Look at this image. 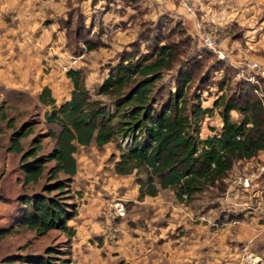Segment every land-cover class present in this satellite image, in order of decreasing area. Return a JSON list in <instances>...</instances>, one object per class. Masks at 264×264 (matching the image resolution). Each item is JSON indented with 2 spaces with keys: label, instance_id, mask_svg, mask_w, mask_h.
Returning <instances> with one entry per match:
<instances>
[{
  "label": "rangeland",
  "instance_id": "obj_1",
  "mask_svg": "<svg viewBox=\"0 0 264 264\" xmlns=\"http://www.w3.org/2000/svg\"><path fill=\"white\" fill-rule=\"evenodd\" d=\"M184 1L189 11L183 5ZM81 2L68 0L67 8L72 10L69 16L72 22L67 30L71 37L75 30H79L86 40L100 43L101 46L93 50L92 54L86 51L83 41L68 37L67 40L64 38V45L60 44L56 32L49 28L45 20L51 18V14L55 19L62 16L61 8L56 9V12L53 10L54 6H59L60 0H0V72L5 74V80H0V116L6 117L0 120V156H5L12 130L6 126L8 119L13 120L14 128L27 124V129L32 130L33 134L22 140L24 149L28 148L32 136L38 135L42 139L41 153L50 150L52 139L48 137V132L52 130L57 133L59 129L55 123L46 122L45 114L52 112L53 109L39 100L41 84L45 82H42L44 77L48 78L47 82H53L52 87L55 89L51 95L56 98V107L65 101L69 90L72 89L70 81L65 79L66 71L71 68L83 71L91 96L97 98L96 76L101 74L107 76L109 67L116 63L118 57L123 52L135 51L138 45L139 52H146L156 42L168 43L176 45L180 52L179 61L174 64L173 69L165 72L163 78L157 82V87L164 88L162 95L158 96V102L165 100L167 93L173 90L172 78L178 66L196 61L199 67L190 85V92L200 95L202 106L206 104L211 106L217 97L237 92L244 83L253 86V93L257 97L264 98V0H127L125 8L123 5L121 8V0L107 2L105 0L102 1L101 7L97 5L96 10L88 6L83 10L76 9L75 4ZM110 2L112 4L109 5ZM102 7L105 8L103 12L109 7L114 8V12H111L110 8L103 16H98ZM54 14H57V17ZM63 18H66L65 14ZM92 25H95L93 34ZM84 28L88 29V34ZM203 33L214 36L218 46L226 53V61L220 60L214 52L202 46L200 37ZM66 43L69 47L65 46ZM13 57L18 59V64L26 59L24 69L27 68L31 73L27 79L19 78L12 69L13 64L18 65L13 62ZM246 60L256 62L258 69L245 68L241 73L240 66ZM36 73L38 77L34 82L32 75L36 76ZM241 74L251 80L244 79ZM6 80L10 82L6 83ZM222 80L224 81L219 89L218 83ZM47 82L44 83L45 86L49 84ZM103 101L107 102L106 99ZM216 114L215 110L211 117L203 120V132L209 130V123L216 128L218 117ZM230 117L232 120H241V115L235 111L230 113ZM111 152H116L113 143L102 148L94 145L86 147L84 152L80 151L78 155L83 158L93 155L95 160L101 161L100 163L105 164L107 168L112 162L109 160ZM263 159L264 153H261L250 163H235L226 180V188L238 175L254 170L255 164ZM4 169L3 165L0 166V186L4 179L2 178ZM42 183L43 179L37 184L29 183L22 187L21 191L28 195L37 193ZM171 196L166 193L165 199ZM220 198L215 197L210 190L198 195L190 204L184 205L185 207L179 204L181 210L177 211V216L179 214L184 216H179V219L185 227L176 236L179 245H186V238L189 236L186 225L208 226L198 219L201 215L210 217L218 223L232 221V226L219 228L221 230L207 227L210 235L221 240V243L223 239H220V234L225 229L233 232L232 243H226L223 248L213 247L208 264H264V219L258 210L253 209L257 202L264 205V180L260 178L257 187L243 193L241 203L249 198L247 205L249 208L241 207L242 212L232 213L221 207ZM77 199L76 196L73 201L77 203ZM9 202L0 200L1 205ZM123 202L126 215L124 219L118 221H123L125 226L131 229L130 218L140 212L134 208L132 202L128 200ZM3 217L9 219L11 216L0 215V230L10 226L9 220L1 221ZM183 233L187 235L183 237ZM64 241L65 236L55 230L41 237H36L33 232L26 229L8 233L0 238V264H6L3 260L14 255L43 254L49 246L65 250ZM225 249L226 252L221 253ZM72 253L71 244V261Z\"/></svg>",
  "mask_w": 264,
  "mask_h": 264
},
{
  "label": "trees",
  "instance_id": "obj_2",
  "mask_svg": "<svg viewBox=\"0 0 264 264\" xmlns=\"http://www.w3.org/2000/svg\"><path fill=\"white\" fill-rule=\"evenodd\" d=\"M75 7L80 9L78 5ZM71 11L68 9L66 18L57 21L66 40L69 37L83 41L89 52L97 50L101 44L86 40L79 30L71 37L67 30L72 22ZM84 30L88 34V29ZM159 43L152 44L146 52H139V45L133 52H123L96 89L97 98L86 88L81 69L66 71L72 90L68 100L58 107L50 89L42 88L40 102L54 110L45 114L46 122L55 123L59 129L57 133L48 132L52 146L47 153H41L42 139L38 135H33L24 149L22 140L32 135V130L27 129V124L14 128L12 119L6 121V126L12 129L7 150L19 156L23 188L41 179L43 183L39 192L17 197L20 211L13 224L0 230V238L22 229L36 237L55 230L65 236V250L49 246L43 254L14 255L3 263L71 264L75 230L67 223L77 215L73 199L79 193L72 190L71 183L76 174L74 154L78 146L93 143L102 148L113 143L117 151L110 156L115 158L113 171L121 176H134L138 199L170 189L176 201L185 205L205 191L211 190L220 198L235 163H250L264 153V98L257 97L248 83L204 107L200 95L190 92L198 61L183 63L172 78L173 90L158 102L164 88L157 87V82L173 69L180 56L176 45ZM223 81L218 83L219 89ZM215 110L221 121L220 129L210 127L214 133L201 138V122ZM233 111L241 115L239 122L231 120ZM5 118L0 116V120ZM0 200L10 201L2 196Z\"/></svg>",
  "mask_w": 264,
  "mask_h": 264
},
{
  "label": "crops",
  "instance_id": "obj_3",
  "mask_svg": "<svg viewBox=\"0 0 264 264\" xmlns=\"http://www.w3.org/2000/svg\"><path fill=\"white\" fill-rule=\"evenodd\" d=\"M102 1L105 0H99L96 3H93L92 0H83L80 4L75 5H78L82 10L87 6L92 9L94 6L102 4ZM126 1L121 0V8L122 5L125 8ZM67 4L68 0H60L59 6L53 7L55 12L57 11L56 9L61 8L60 14L62 16L58 17V19L64 17L68 10ZM54 15L57 17V14ZM50 17L45 21L48 22L49 28L56 32L60 44L64 45L65 36L64 32L58 27V19H55L52 14ZM92 53L93 51L89 52V54ZM27 58V62H29V57ZM13 62L18 64L19 61L13 57ZM24 63H26V59L23 60V63L13 64L11 67L19 78L27 79L26 77L31 75V73L27 68L24 69L26 67ZM63 67L66 68V66ZM4 77L5 74L0 72L1 81L5 80ZM32 77L34 82L37 81V73L36 76L33 74ZM105 77L102 74L96 76V87L101 84ZM47 79L44 77L42 82L45 81L44 83H46ZM65 79L68 80L67 77ZM9 82V80H6V83ZM44 83L41 84V89L48 87L52 93L55 89L53 88L54 86L52 87L53 82H47L49 83L47 86ZM85 86L86 88L88 87L86 76ZM71 90L69 91L71 92ZM70 92L65 101L68 100ZM52 97L56 99L54 96ZM204 107H210V105L206 104ZM207 118L205 117L203 120ZM218 118L215 131H218L221 126V121ZM232 121L239 122V120ZM202 122L200 137L205 138L214 132L210 129L203 132ZM208 125L213 127L210 123ZM92 145L96 146L93 143L89 146H78L77 152L74 154L77 167L71 188L74 192L79 193V197L77 196V215L67 223L75 230V235L71 242L73 251L71 264H112L115 262L119 264L121 262L122 264H196L197 262L208 264L213 254V247L223 248L226 243L233 242V232L230 229H223L224 232L220 234V239H223L222 243H224L221 245V240L210 235L207 229L208 226L195 224L186 225L189 236L186 238V245L180 246L176 236L185 227L182 226V221L179 219V216H184L182 214L177 216V211L181 210L180 205L184 206L185 204H177L170 189L159 190L156 196H145L142 199H138V185L135 183L134 176H121L113 171L115 158L111 159L110 156L111 154H117L116 150V152L110 153L109 160L111 159L112 162L107 168L105 164L100 163L101 161L95 160L93 155L85 158L78 155L80 151L84 152V148L92 147ZM17 156L8 150L5 151V156H0V166L3 165L5 167V171L2 173V178L4 177V179L0 186V195L11 200L9 203L0 204V215L7 216L9 214L11 216L9 219L8 217H3L4 219L2 218L1 221L9 220L10 225L17 217L19 203L16 199L22 194L21 190L23 187V174L18 169ZM11 173H13L12 176L10 175ZM166 193L172 196L165 199ZM112 199L132 202L134 208L140 213L135 216L133 214L130 218L132 219L131 229L127 228L123 221H118L119 229L115 233L113 241L108 243L103 237L102 229L96 224V220L104 216L107 204ZM229 226H232V224L226 227ZM232 229L234 231V228ZM217 230L221 229L218 228ZM187 234L183 233L182 236L184 237ZM213 243H215V246H213ZM222 252H226V249Z\"/></svg>",
  "mask_w": 264,
  "mask_h": 264
},
{
  "label": "built area",
  "instance_id": "obj_4",
  "mask_svg": "<svg viewBox=\"0 0 264 264\" xmlns=\"http://www.w3.org/2000/svg\"><path fill=\"white\" fill-rule=\"evenodd\" d=\"M114 1V0H113ZM112 4V2L109 3V5ZM102 4H99V7H101ZM184 6H186L187 10L189 11L188 5L186 1L183 3ZM95 10L98 8L97 5L93 7ZM92 8V9H93ZM111 7L106 10L107 12L110 10ZM114 8H111V12ZM105 8H101V10L98 12V16H103L105 12H103ZM94 11V10H93ZM97 12H95L96 14ZM93 17V16H92ZM95 17V16H94ZM95 25H92L91 32L94 33ZM103 37H100L102 39ZM200 40L202 42V46L216 54V56L220 60H227L226 59V53L224 50H222L214 38L213 35L208 33H203L201 35ZM241 67V73L243 69H249V70H255L258 69V64L252 60H246L243 62ZM242 77L243 74H241ZM244 79H247L250 81L251 79L244 77ZM262 178L264 180V159L257 163L255 165V169L250 172H245L241 175H238L236 178H234L226 190L224 191L222 197L220 198L219 204L221 207L225 208L226 210L234 213L242 212L243 209L241 207L249 208L247 205H249V198H247V201H244V203H241L240 198L242 197L243 193H247L249 191H252L253 188L257 187V183L259 182V179ZM257 189V188H256ZM246 200V198H244ZM245 205V206H241ZM254 210H258V212L261 215V218L264 219V205L261 202H257V205L254 206ZM126 212L124 207L123 200L120 199H112L108 202L107 208L105 210V214L102 218L96 220V224L102 229L103 231V237L106 242L110 243L113 241L115 237V233L119 229L118 225V219L122 220L125 218ZM198 219L204 223H207L208 226L211 228H222L226 227L227 225L232 224V221L228 222H216L212 220L210 217L206 216H199Z\"/></svg>",
  "mask_w": 264,
  "mask_h": 264
},
{
  "label": "water",
  "instance_id": "obj_5",
  "mask_svg": "<svg viewBox=\"0 0 264 264\" xmlns=\"http://www.w3.org/2000/svg\"><path fill=\"white\" fill-rule=\"evenodd\" d=\"M54 112V110H52V113Z\"/></svg>",
  "mask_w": 264,
  "mask_h": 264
}]
</instances>
